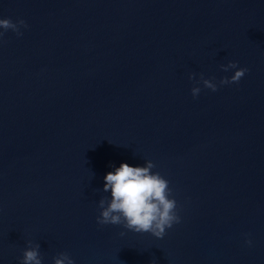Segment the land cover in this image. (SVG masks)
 I'll return each mask as SVG.
<instances>
[{"label": "water", "instance_id": "water-1", "mask_svg": "<svg viewBox=\"0 0 264 264\" xmlns=\"http://www.w3.org/2000/svg\"><path fill=\"white\" fill-rule=\"evenodd\" d=\"M6 18L28 27L0 41V264L29 240L43 264H264V0H0ZM228 62L249 71L194 99L189 75ZM147 161L180 223L98 225L105 176Z\"/></svg>", "mask_w": 264, "mask_h": 264}, {"label": "clouds", "instance_id": "clouds-1", "mask_svg": "<svg viewBox=\"0 0 264 264\" xmlns=\"http://www.w3.org/2000/svg\"><path fill=\"white\" fill-rule=\"evenodd\" d=\"M27 27L23 19L15 22L10 18L0 19V41L8 31L15 33L17 37L22 36L20 29ZM220 70L225 73L235 71L231 78L225 76L218 82L215 77L205 79L203 73L200 74L199 80H196L195 73L189 75V80L194 84L191 89L194 99L202 91L200 84L203 88L216 92L219 87L238 84L249 71L239 67L236 62L222 64ZM155 167L153 162L147 161L144 166L138 167L121 164L119 168L109 172L105 176L103 192L110 191L111 196L110 199L108 196H102L99 200L98 208L101 211L97 224L119 225L134 233H150L157 239H162L167 229L179 224L177 201L173 198L169 181L159 172H153ZM120 235L125 233L121 232ZM245 243L251 246L252 241L246 239ZM19 264H43L40 245L29 240ZM53 264H75V261L68 252H60L53 257Z\"/></svg>", "mask_w": 264, "mask_h": 264}]
</instances>
